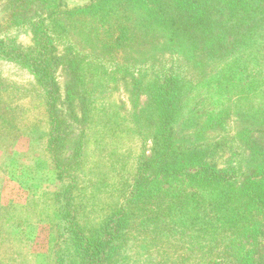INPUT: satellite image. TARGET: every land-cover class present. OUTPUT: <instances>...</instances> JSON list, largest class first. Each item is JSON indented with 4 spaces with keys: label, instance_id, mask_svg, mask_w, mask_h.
I'll return each instance as SVG.
<instances>
[{
    "label": "trees",
    "instance_id": "trees-1",
    "mask_svg": "<svg viewBox=\"0 0 264 264\" xmlns=\"http://www.w3.org/2000/svg\"><path fill=\"white\" fill-rule=\"evenodd\" d=\"M76 2L81 3V6L71 7L70 0H7L4 4L10 10L7 21L9 24L6 26L9 29L0 33V57L17 60L29 67L39 83L53 88L54 92H49L51 114L53 109H58L57 102L62 99L57 70L59 67H62L63 72L71 69L67 72H70V83L73 84L71 87L74 88L79 80L77 86L80 87L76 97L84 110L81 117H86L88 113L87 117L91 119L89 123L95 127L99 125L95 108H98L100 99L110 95L109 85L113 84L111 76L115 72L111 74L103 66L91 65L89 68L83 58L82 64L72 66L77 59L70 61L61 56V53L67 52L70 57V52L75 53L69 51L74 45L67 43V48L59 52L58 37L54 29L58 26L56 24L60 22V17L74 21V16L82 15L80 22L92 26L93 31L88 36L93 45H99L105 52L112 48H116L117 53L126 52L124 44L132 40L128 36L129 16L123 17V20L121 18L122 23L114 21L112 24L110 21L114 17L113 9L117 3L127 5L125 12L130 8L131 13L137 17L134 30L143 38L140 45L145 47L141 55L144 63L137 74H131L127 69L118 72L124 74L122 78L131 76V79H136L135 76H138L136 80L139 82L142 79V84L147 85L145 91L150 96V108L146 121L150 131L143 141L152 144V158H146L144 154L141 157L139 166L142 172L138 174V182L129 197L135 198L129 199L128 203L131 207L146 209V205L152 203H147L146 196L154 191H162L160 187L153 189L151 186L152 181L157 178L161 180L159 184H162V179L185 184L184 196L187 198L182 199L183 204L179 205L175 199L171 200V196H174L171 192L175 186L172 184L168 190H163L164 199H161L160 206H165L170 211L167 216L179 218L182 231L186 233L187 230H196L195 249L202 248L207 254L195 264H257V256H261L264 264V148L259 147L258 141L248 145L254 139L248 140L244 142L243 150L241 148L239 154L234 151L227 162L218 159L229 140L222 133L235 118L240 121L241 127L233 137L234 144L243 139L241 136L244 132H253L252 135L258 132L257 137L264 135V0ZM120 12H123L122 8ZM144 19L155 30L163 29L164 37L152 35L150 27L141 24ZM15 23L20 25L16 26ZM23 28L32 34L31 46L24 47L17 43ZM118 28L125 30L127 35L114 38ZM103 33H107L109 37L104 38ZM159 44L169 48L166 50L171 51L170 57L167 59L163 54L159 61L165 60V65L161 68H157L156 64L146 65L145 61L156 56L153 52L158 50L155 49ZM160 52L162 51H157L156 54ZM172 53L190 61L183 74L177 68L179 59L173 57ZM94 56L97 61L100 60L99 56ZM211 63L218 64L213 68ZM213 69L216 70L210 75L209 82H205V71ZM192 70L196 72L193 73ZM196 73L198 77L194 75ZM237 76L239 83L245 81L246 84H243L237 98L231 100L230 107H221L218 104L219 96L229 92L226 85L234 83ZM147 77H151V80L144 83L143 79ZM223 79L226 84L224 90L220 88L216 92V87L223 84ZM209 83L211 87L207 89ZM72 90L68 91L71 96L66 101L74 99ZM199 92L204 96H199L196 102L193 96ZM1 108H4L2 103L0 111ZM7 115L6 111L0 112V123L6 121ZM111 122L116 123L115 117L108 115L105 127ZM186 122L188 124L184 129L179 127L185 126ZM7 123L11 128L0 131V141L19 137L12 130L16 128L13 122ZM213 129H217L218 132L215 133L219 135L220 132L221 135L213 141L205 140L206 145L200 144L199 135L207 137L210 133L208 131ZM30 135L26 137L33 147L32 142L35 140ZM243 151L249 155L243 156ZM156 161H160L158 172L153 169L148 171L150 164ZM190 198L192 206L189 204ZM165 202L171 204L166 205ZM123 209L121 212L125 215L126 209ZM158 212L161 213L159 209ZM164 215L162 213L159 219L162 223L166 222L164 219L167 220ZM123 217L119 214L110 217L109 224L103 228V237L95 244L89 240H81L85 264H107L105 254L116 241L113 239L116 232H120ZM186 219L191 221L190 229Z\"/></svg>",
    "mask_w": 264,
    "mask_h": 264
},
{
    "label": "rangeland",
    "instance_id": "rangeland-1",
    "mask_svg": "<svg viewBox=\"0 0 264 264\" xmlns=\"http://www.w3.org/2000/svg\"><path fill=\"white\" fill-rule=\"evenodd\" d=\"M5 2L7 0H0L1 34L9 29L6 26L9 24L7 21L10 10ZM70 4L71 7L81 6L76 0H70ZM126 9L127 5L117 3L113 9L114 17L110 21L112 24L114 21L119 23L121 18L123 20V17L129 16L128 36L132 40L124 44L126 52L117 53V49L111 47L112 49H106L107 53L99 48V45H93L88 36L90 31H93L92 26L80 22L82 15L74 16V21L60 17L61 23L57 21L58 26L54 29L58 37L59 52L67 48V43L74 45L69 51L75 53L70 52L68 54L70 57L67 56V52L61 53V56L70 61L77 59L72 66L82 64L83 58L86 59L89 68L91 65L103 66L109 73L115 72L111 76L113 84L109 85L110 95L100 99L98 110L95 108L99 121V125L95 127L89 123L91 119L87 117L88 113L86 117H81L84 110L81 109L82 103L76 97L80 87L77 86L79 80L72 88L70 72L67 73L71 69L63 72L62 67H59V71L57 70L56 76L61 86L62 99L57 102L58 109H53L51 114L49 92L53 88L39 83L29 67L17 60L0 57V103L4 105L0 112L6 111L9 114L5 116L6 121L0 123V131L10 129L7 122L10 124L13 122L16 128L12 130L15 136H19L9 141H0L2 264H85L81 240H89L92 244L98 242L97 240L103 237V228L109 224L110 217L118 214L124 216L123 222L120 232H116L113 239L116 241L109 246L105 254L107 264H195L207 254L202 248L195 249L196 230H187L185 233L182 231L179 218L167 216L170 211L164 208L165 206H160L161 199H164L163 190H168L172 184L175 186L171 192L174 195L171 196V200L175 199L177 204H183L182 199L187 198L184 196L185 184H175L170 179H162V184H159L161 180L157 178L152 181L151 186L153 189L160 187L162 191H154L146 196L147 203L152 201L146 205V209L134 208L128 203L129 199L135 198L129 197L132 196L138 182V174L142 172L139 166L141 157L144 154L146 158H152V144L143 141L150 131L146 121L150 108V96L145 91L147 85L142 84V79L138 82L136 80L138 76H135L136 79H131V76L122 78L124 74L118 72L127 69L126 71L131 74H137L144 63L141 55L145 47L142 48L140 45L143 38L134 30L137 17L131 13L130 8L125 12ZM141 24L150 27L152 35L164 37L163 29L155 30L145 19ZM20 32L18 45L31 46V32L24 28ZM116 32L114 38L119 39L127 35L121 28ZM103 37L109 36L103 33ZM156 47L155 50L162 52L156 54L157 51H154L153 54L156 56L150 57L152 59L145 63L156 64L157 68H161L165 65V60L159 59L163 54L168 59L171 51L167 52L166 45L159 44ZM94 55L99 56L100 60L97 61ZM173 57L179 59L178 70L182 74L186 72L187 63L190 61L177 54ZM135 60L138 61L132 63ZM217 64L211 63L210 66L215 68ZM215 70L205 71V82H209L210 75ZM143 80L144 83H148L151 77ZM239 81L237 76L234 83L230 85L229 82L226 85L223 79V84L216 87V92L220 88L223 91L225 85L229 89L228 93L224 92L218 98L221 107H230L231 100L237 98L243 84H246L245 81L244 83ZM209 87L211 83L207 85V89ZM70 90L74 91L75 97L66 101V98L71 96ZM201 94L202 92H199L194 95L193 100L197 102L199 96H204ZM108 115L114 116L116 123L111 122L105 127ZM187 124L188 122L185 126L179 127L184 129ZM227 126L222 135L229 140L226 148L222 149L218 156L221 162H227L234 151L239 154L241 148L243 150L244 142L248 140L254 139L248 142V145L258 141L259 147L264 148V135L257 137L258 132L254 135L253 132H244L241 136L244 140L234 144L233 137L241 123L235 118ZM154 131L156 132L155 128ZM208 132L210 133L207 137L199 135L200 144L206 145L205 140L213 141L221 135L220 132L219 135L215 133L218 132L217 129ZM26 135L34 136L33 147L30 146ZM248 155L249 153L243 151V156ZM159 164L160 161L150 164L148 171L153 169L158 172ZM189 200L192 206V198ZM123 208L126 209L125 215L121 212ZM162 213H165L164 218H167L164 219L166 221L164 223L159 220ZM186 222L190 229L191 221L188 219ZM255 260L257 264H263L261 256H257Z\"/></svg>",
    "mask_w": 264,
    "mask_h": 264
}]
</instances>
